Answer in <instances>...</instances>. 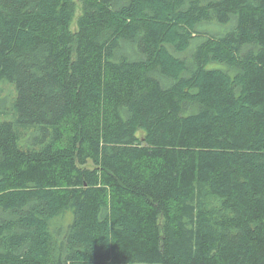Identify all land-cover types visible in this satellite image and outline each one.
Returning a JSON list of instances; mask_svg holds the SVG:
<instances>
[{"label":"trees","instance_id":"obj_1","mask_svg":"<svg viewBox=\"0 0 264 264\" xmlns=\"http://www.w3.org/2000/svg\"><path fill=\"white\" fill-rule=\"evenodd\" d=\"M264 264V0H0V264Z\"/></svg>","mask_w":264,"mask_h":264},{"label":"rangeland","instance_id":"obj_2","mask_svg":"<svg viewBox=\"0 0 264 264\" xmlns=\"http://www.w3.org/2000/svg\"><path fill=\"white\" fill-rule=\"evenodd\" d=\"M76 2L78 3V0H76ZM137 264H143V263H137Z\"/></svg>","mask_w":264,"mask_h":264}]
</instances>
